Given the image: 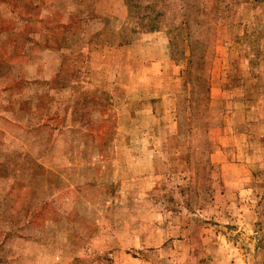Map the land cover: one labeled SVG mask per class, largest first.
Returning <instances> with one entry per match:
<instances>
[{
	"label": "rangeland",
	"instance_id": "rangeland-1",
	"mask_svg": "<svg viewBox=\"0 0 264 264\" xmlns=\"http://www.w3.org/2000/svg\"><path fill=\"white\" fill-rule=\"evenodd\" d=\"M0 264H264V0H0Z\"/></svg>",
	"mask_w": 264,
	"mask_h": 264
},
{
	"label": "trees",
	"instance_id": "trees-1",
	"mask_svg": "<svg viewBox=\"0 0 264 264\" xmlns=\"http://www.w3.org/2000/svg\"><path fill=\"white\" fill-rule=\"evenodd\" d=\"M196 74V75H195ZM192 76H193V81H196L197 83L199 82V80H200V78L197 76V70H196V72L194 73V74H192ZM194 104V103H193ZM194 106V105H193ZM192 106V107H193ZM199 107V104L197 105V106H194L193 108L194 109H197Z\"/></svg>",
	"mask_w": 264,
	"mask_h": 264
}]
</instances>
